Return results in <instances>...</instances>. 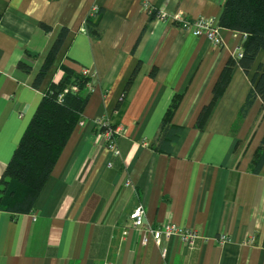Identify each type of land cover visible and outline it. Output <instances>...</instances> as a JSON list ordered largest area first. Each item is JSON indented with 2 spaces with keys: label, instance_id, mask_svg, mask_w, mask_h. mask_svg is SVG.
I'll use <instances>...</instances> for the list:
<instances>
[{
  "label": "crops",
  "instance_id": "0c3cea01",
  "mask_svg": "<svg viewBox=\"0 0 264 264\" xmlns=\"http://www.w3.org/2000/svg\"><path fill=\"white\" fill-rule=\"evenodd\" d=\"M226 1L0 0V178L49 84L64 68L92 77L83 119L33 212L0 211V264H264V167L251 172L262 99L240 115L264 51L248 74L234 67L200 129L244 35L219 27L216 44L168 20L218 21ZM95 8L98 39L86 30ZM176 96L170 125L181 133L165 153L157 135ZM100 118L121 129L118 155L96 128ZM138 206L148 223L194 228L199 239L192 248L178 238L156 244L133 226Z\"/></svg>",
  "mask_w": 264,
  "mask_h": 264
},
{
  "label": "trees",
  "instance_id": "16d2710c",
  "mask_svg": "<svg viewBox=\"0 0 264 264\" xmlns=\"http://www.w3.org/2000/svg\"><path fill=\"white\" fill-rule=\"evenodd\" d=\"M101 15L102 10H98L96 18H90L87 22L86 30L95 39L100 37L97 27ZM157 15L158 12L153 11L152 17ZM218 25L244 35L242 55L230 59L226 64L215 86L212 103L198 118L200 129L205 125L213 103L221 97L228 86L234 67L239 65L248 74L259 53L264 51V0H227L218 19ZM18 68L27 66L20 62ZM64 71L65 74L60 80L49 84L20 144L0 178V211L15 215L33 212L39 194L75 128L83 119L89 99V93L84 90L90 85L92 77L78 75L67 68H64ZM258 97L263 101L264 110V64L259 66L252 79V88L241 108V117L246 115ZM179 99V96L175 97L157 135L159 142L157 150L165 153L171 152L173 143L181 133V129L170 125ZM124 100L125 95L116 109V114L121 113ZM103 132L104 130H101V133ZM263 167L264 137L253 157L251 172L260 174Z\"/></svg>",
  "mask_w": 264,
  "mask_h": 264
},
{
  "label": "built area",
  "instance_id": "2783aa9c",
  "mask_svg": "<svg viewBox=\"0 0 264 264\" xmlns=\"http://www.w3.org/2000/svg\"><path fill=\"white\" fill-rule=\"evenodd\" d=\"M144 8L150 10L148 2L144 3ZM98 8H95L92 15L98 12ZM173 23H178L180 28L190 32L195 37L205 36L212 42L219 44L221 38L218 34V21L213 18L200 17L195 20H188L179 15L173 16L168 19ZM242 53L239 54L238 58L241 57ZM87 76H91L89 71H85ZM110 121L105 118H100L95 121L96 128L98 131L104 130L102 133L108 148L115 154L118 155L119 151L116 147L117 138L121 135V129L118 127H111ZM131 181H128L126 185H130ZM133 226L139 230L144 231L146 234L151 235L155 240L156 244L161 245L164 240L171 238H178L180 243L186 248H192L196 241L199 239V234L194 228L179 227L172 222H165L159 226H154L146 221V212L143 206H138L131 214ZM228 239L227 235H220L219 242H225ZM254 242V239L251 240Z\"/></svg>",
  "mask_w": 264,
  "mask_h": 264
}]
</instances>
